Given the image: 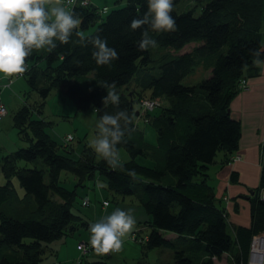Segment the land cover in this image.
Listing matches in <instances>:
<instances>
[{
	"label": "trees",
	"instance_id": "1",
	"mask_svg": "<svg viewBox=\"0 0 264 264\" xmlns=\"http://www.w3.org/2000/svg\"><path fill=\"white\" fill-rule=\"evenodd\" d=\"M181 1L173 0L174 7ZM174 7L171 15L176 30L150 33L165 54L154 50L156 47L153 51L138 49L136 42L143 29L131 30L129 25L134 17L144 15L147 3L126 0L125 6L103 17L91 4L68 7L82 21L75 30L81 35L74 31L68 44L56 41V48L34 50L27 58L23 76H28V84L42 99L61 90L76 110L91 108L98 120L104 113L126 110L130 123L121 124L129 132L116 147L125 150L130 159L121 162L123 169H113L86 146L73 157L74 149L63 141L65 137L57 142L46 131L50 124L40 116L43 103L21 106L13 115V125L26 146L0 162L4 178L0 185V264H43L51 242L71 236L74 230H88L91 223L74 212L76 188L86 180L96 182L98 177L117 196V205L127 198L143 209L149 227L143 252L171 249L173 264H215L224 254L234 264H246L251 237L264 232V201L259 196L264 170L261 168L259 185L249 198V227L231 230L207 183V171L218 152L223 157L220 163L227 164L238 149L241 124L231 116L230 104L246 90L239 89L240 81L258 71L252 52L264 49V0H207L198 15L192 10L177 13ZM90 26L94 30L85 34ZM95 36L117 51L119 58L110 65H97L91 58L94 49L88 41ZM152 61H160L158 74L135 82L134 75L152 69L148 66ZM196 64L208 76L197 84L183 85L182 79ZM104 82H115L118 106L102 102L108 91ZM132 84L134 88L128 89ZM143 98L166 101L146 116L156 133L155 145L145 141L137 125L141 111L134 105ZM138 156L153 166L140 165L135 160ZM19 161H37L40 166L19 167ZM133 169L134 177L127 174ZM62 172L76 180L71 190L61 185ZM12 178L17 179L23 195L16 191ZM236 178L232 171L230 179ZM102 205L108 202L104 200ZM85 242L91 244L90 239ZM80 253L78 264L93 253L99 260L82 262L109 264L100 260L106 255L94 248Z\"/></svg>",
	"mask_w": 264,
	"mask_h": 264
},
{
	"label": "rangeland",
	"instance_id": "2",
	"mask_svg": "<svg viewBox=\"0 0 264 264\" xmlns=\"http://www.w3.org/2000/svg\"><path fill=\"white\" fill-rule=\"evenodd\" d=\"M96 1L97 3H94L96 6L95 8H98L99 10L103 8L107 9L105 13L100 14L102 17L105 16L107 12H110L115 8L123 7L126 4V0ZM206 1L207 0H182L181 2L175 5L174 10L177 13L192 10L194 15H198L200 13V8L202 4ZM59 2H61V4L66 7L68 5L67 3H65L64 0H59ZM56 5L57 0H50V5L48 6ZM94 28L95 26H90L86 31H84V33H91ZM156 48L157 49L154 50L160 52L161 54H165V50L163 48H161L160 46H157ZM151 51H153V48H151ZM159 64L160 61L158 63L157 61L150 62L148 66L152 67V69H150L148 72H137L134 75V81H142L145 78V75L146 78H148V76L150 75L156 76L159 71ZM40 65H42V63H40ZM207 76L208 75L204 72L202 65L196 64L193 67V70L190 71V73L182 79L181 83L186 86L194 85L201 82ZM11 77L5 76L6 79L4 78V85L10 81ZM1 84L2 83H0V85ZM10 86V88H0V100L4 105H6L7 109V114L0 119V162L2 157L8 155L9 153L19 148L26 146V144L20 140L17 130L13 125L14 113L24 104L31 106L35 105L36 107L40 103H43L40 116L42 119H44V121L50 124V128L46 131L50 136H52L53 139L59 142L61 141V138L70 134L72 136V140L69 141V145H71L74 149L72 153L73 157L79 156L80 151H82L86 146L93 151L94 156L97 160L101 158L90 147V142L93 139L94 135L97 133L96 125L99 122L95 112L91 108H87L85 110H76V107L73 102L61 90H54L50 92V94L45 99H42L38 91L33 89L28 84L27 75H21L20 77L13 78V81ZM131 88H134L133 84L128 86V89ZM145 99H153L156 103H154V110H152L150 114L157 110L159 107H163V105L166 104L165 100H160L156 98H143V100ZM134 109L139 110L140 103H135ZM140 113L141 119L137 122L138 128L143 131L145 141L151 145H155L156 133L151 127V125L148 123V119L146 118L148 113ZM118 151L121 162H125L130 159L129 155L125 150L120 149ZM220 157L221 152H218L215 158L220 159ZM135 160L140 165L149 167L153 166V163L151 161L146 160L140 156H138ZM17 165L19 167L32 168L34 166H40V163L37 161H19ZM213 167H215L214 169H218V167L220 166L218 164L209 165V173H211ZM60 179L61 185L67 188L68 190H71L74 184L76 183V180L69 173L66 172H62L60 174ZM12 181L18 194L23 195V190L18 185L17 179L12 178ZM217 182L218 180L215 176H212V179L208 180V184L213 187L214 191L216 189L213 184H217ZM1 184H4V178L0 173V185ZM86 199L88 204L82 205L81 202ZM104 200L108 202L107 206L102 205ZM124 200L126 201L122 203L119 202L122 205V207L120 208L121 210L122 208L130 207V203L127 202L128 199L126 198ZM117 203V196L107 190L103 179L98 177V180L96 182L95 180H86L83 183V186L76 188V198L73 208L75 209L74 212L79 214L83 220L89 223H94L99 221L105 215H108L112 211H114L117 208ZM216 204L221 207V203L216 201ZM134 218L136 221L135 227L130 233H127L122 238V247L119 250H115L110 254H107L105 258H101L100 260L106 259L109 264H173V254L171 249L161 247L143 252V238L144 235L149 231V227L146 225L145 221H142V219L137 221V217ZM83 230L84 231L82 233L84 235H90L87 229ZM138 230L142 231L137 232ZM78 236V234H75V238H78ZM133 237H135V239H133ZM65 238L68 237H62V240H56L55 243L49 245V248L60 246L63 242V239ZM83 241L84 240H80V242ZM77 244L79 243L77 242ZM65 247L67 248L65 252H58V250H56L55 253H53L51 249H48L47 252L44 254L43 264H76V258L78 257V254L76 253V251L74 252L71 249V246L69 244L65 245ZM84 260L91 262L99 260V258L94 257L93 254H90L81 259L82 264H84L82 262ZM215 264L234 263H232V260L227 256V254H224L221 259L215 260Z\"/></svg>",
	"mask_w": 264,
	"mask_h": 264
},
{
	"label": "clouds",
	"instance_id": "3",
	"mask_svg": "<svg viewBox=\"0 0 264 264\" xmlns=\"http://www.w3.org/2000/svg\"><path fill=\"white\" fill-rule=\"evenodd\" d=\"M72 2L68 0L69 4ZM146 3L144 15L134 17L129 25L131 30L143 29L136 42L141 51L157 47V41L150 33L176 30V21L171 15L173 0H146ZM48 5L50 0H0V75L11 77L23 74L27 71L26 60L34 50L54 49L57 47L56 41L60 44L69 43L74 31L81 25V19L59 0L56 6L46 7ZM75 34L81 35L78 31ZM88 42L94 49L91 58L97 65H110L119 58L117 51L108 46L107 40L95 36ZM261 52L264 49L252 52L256 57L253 61L256 65L264 63L259 59ZM103 87L108 91L102 102L118 106L120 97L115 82H104ZM121 121L125 125L130 123L126 110H118L114 114L104 113L96 125L97 133L90 142L94 152L113 169H123L116 146L129 130L122 127ZM127 174L136 175L134 169ZM135 224V218L129 212L116 208L89 225L90 243L101 253L119 250L123 244L122 238L134 229Z\"/></svg>",
	"mask_w": 264,
	"mask_h": 264
},
{
	"label": "crops",
	"instance_id": "4",
	"mask_svg": "<svg viewBox=\"0 0 264 264\" xmlns=\"http://www.w3.org/2000/svg\"><path fill=\"white\" fill-rule=\"evenodd\" d=\"M95 1L96 0H89L93 7H96L94 3H97V1ZM261 61H264V58H262ZM256 66L258 68L257 73H248L249 75L245 78L248 89L240 91L230 104L231 116L239 120L241 124V136L236 151L237 154H240L241 159L230 165L221 164L220 161L223 158L221 153L220 159L215 158V162L211 164H218L220 167H218V169H214L215 167H213L211 173L207 171V183L208 180L212 179V176H215L218 180L217 184H213L216 189L215 191L213 189V191L216 201L221 203V207L217 206L223 208L225 211L230 230L238 226L249 227V198L252 196L250 191H254L258 187L262 170L260 161L264 146V63ZM4 78V75H0V83H2L0 88L2 89L7 88L3 86L5 82ZM232 171L237 175L235 181L230 179ZM116 207L121 208L122 205L119 204ZM122 210L129 212L133 217H137V221L141 219L142 221L147 220L141 207L130 205L129 208H122ZM83 231V229L74 230L71 236L63 239L60 246L50 248L51 251H53V253H55L56 250H58V252H65L67 250L65 245L69 244L71 249L74 252L76 251L78 254L77 256H79L80 252L77 249L79 244H77V242L80 243V240L85 241L90 239V235H84L82 233ZM75 234L79 235L78 238H75ZM53 243H55V241L51 244ZM93 256L100 258V256L95 253H93Z\"/></svg>",
	"mask_w": 264,
	"mask_h": 264
},
{
	"label": "built area",
	"instance_id": "5",
	"mask_svg": "<svg viewBox=\"0 0 264 264\" xmlns=\"http://www.w3.org/2000/svg\"><path fill=\"white\" fill-rule=\"evenodd\" d=\"M65 3H67V7L72 8L75 5H82V6H88L90 5L89 0H73L71 4L68 3V0H64ZM101 13L106 12V8H103L100 10ZM23 76V74H19L18 76ZM239 89H246L247 85L244 83V81H240L239 83ZM149 100V101H148ZM155 101L153 99H145L140 101V110L141 112L144 113H149L152 110H154V105ZM156 104V103H155ZM7 114V109L4 106V104L0 101V119L3 118ZM72 140L71 135H66L63 141L65 143L69 142ZM241 159L240 154L234 153L232 156L229 157V160L227 162L228 165L233 164ZM261 168L264 170V146H263V151L261 155ZM259 196L260 199L264 201V187L260 189L259 191ZM83 205L88 204L87 199L82 201ZM134 238V237H133ZM92 245L89 243H86L85 241L80 242L79 245L77 246V249L82 253L86 254L89 249H92ZM115 250H111L107 253H102V255H107L110 254ZM79 262L76 261V264ZM246 264H264V232H260L258 234H254L251 237L250 240V245H249V253H248V258Z\"/></svg>",
	"mask_w": 264,
	"mask_h": 264
},
{
	"label": "bare ground",
	"instance_id": "6",
	"mask_svg": "<svg viewBox=\"0 0 264 264\" xmlns=\"http://www.w3.org/2000/svg\"><path fill=\"white\" fill-rule=\"evenodd\" d=\"M17 77H20V76H18V75H16V76H12L11 78H10V81L7 83V84H5L4 85V87H10V85H11V83H12V81H13V78H17ZM242 81H244V83L247 85V88L246 89H248V84H247V82H246V79H242ZM5 107H6V105H4ZM138 114H139V112H138ZM141 114V113H140ZM146 114V113H145ZM131 205V204H130ZM129 205V206H130ZM146 240V236L144 235V238H143V241H145Z\"/></svg>",
	"mask_w": 264,
	"mask_h": 264
},
{
	"label": "water",
	"instance_id": "7",
	"mask_svg": "<svg viewBox=\"0 0 264 264\" xmlns=\"http://www.w3.org/2000/svg\"><path fill=\"white\" fill-rule=\"evenodd\" d=\"M136 114L138 115V111L136 112ZM250 192H251V195L254 194V191L253 190H251Z\"/></svg>",
	"mask_w": 264,
	"mask_h": 264
}]
</instances>
